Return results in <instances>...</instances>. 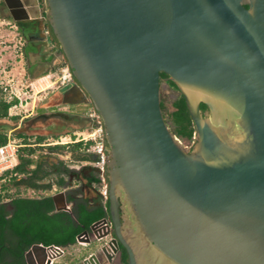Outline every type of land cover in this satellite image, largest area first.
Returning <instances> with one entry per match:
<instances>
[{
    "label": "water",
    "instance_id": "water-1",
    "mask_svg": "<svg viewBox=\"0 0 264 264\" xmlns=\"http://www.w3.org/2000/svg\"><path fill=\"white\" fill-rule=\"evenodd\" d=\"M42 4L102 127L111 225L76 235L94 250L80 264H112L120 246L126 264H264V0ZM160 72L191 117L189 148L164 118Z\"/></svg>",
    "mask_w": 264,
    "mask_h": 264
},
{
    "label": "flooded vegetation",
    "instance_id": "flooded-vegetation-1",
    "mask_svg": "<svg viewBox=\"0 0 264 264\" xmlns=\"http://www.w3.org/2000/svg\"><path fill=\"white\" fill-rule=\"evenodd\" d=\"M35 1L38 4V0H28V3L29 5H31L35 3ZM0 4L3 5V1H1ZM10 15L12 16L11 11ZM29 18H32L33 20H29ZM42 20L45 21L43 11L39 14V17L34 16L28 17L26 19L20 18L17 21L24 34L23 53L26 59L27 69L31 74L33 72L45 71L46 69L54 68L56 64L55 62L57 59V53H61L51 35L49 33L45 35V33L41 32L40 25H37V23L39 21L41 23ZM43 25L46 26L45 24ZM48 42H52L53 44L50 48L47 47ZM165 77L166 74L160 72V86L162 83H164L170 89L173 86V90L176 93H170L171 101L173 102L180 99L182 97L181 93L176 89V87L170 80L165 81ZM49 94L50 97H48L47 101L44 103L41 109H39V111L32 117L22 121L24 122L23 125L20 124L21 126L18 125L17 127L23 129L25 128V133V131L30 130L32 126L34 127L37 125H41L43 133H41L40 136H43L42 140L47 141L35 143L37 145H40L42 149H44L43 154L39 159L48 166L47 169H50L52 171L47 172V175H49L50 173H55L57 174L56 177H54L55 181H60V179L63 178V181H65V183H69L68 187L70 189L64 192L65 198H67L68 195H71L73 197H80L78 195L79 190H82L85 195L86 193L87 195H89L90 192H94L97 189L96 183L93 186L86 184V182H81V185L79 184V186H73L71 183L76 179H80L81 181H88V178L91 175L97 177L98 169L90 162L95 158V155L82 149L80 147L82 143L79 140L67 141L65 143H62L63 146H58L57 144L59 143L52 140L49 141L48 139L49 136L59 137L62 134L67 135L73 139L75 132H88L90 130V127L94 124L93 118L88 114V112L91 111L93 107L85 92L74 81L72 77H68L63 81H60V84L57 85L53 90H51ZM80 104H82V106L86 105L87 108L83 111H79L78 109ZM25 122H33L34 124L26 128L27 125ZM75 143L80 144L75 146V149L73 148L67 150L70 146H74ZM66 151H71V154L73 153L75 160L70 159V163H64V161H62V159L58 157V155L60 154H65ZM81 161H85L86 163L81 164ZM70 164H76V166H78L79 164L80 167H72V165ZM47 175L45 177H47ZM0 205H3L5 211L9 210V202H3ZM31 239L32 237L30 233H23L21 236L17 237V239H14L13 237L11 238V235H9V231H5V235L0 232V251H2V249L14 251V248L16 247L22 252L21 259L23 264H28V262L29 264H48L46 263V259L44 261L42 260V252L38 248H36L37 258L35 261L30 262L24 256V253L28 249H30L33 243H35H31ZM36 243L41 244L42 242ZM124 254L125 251L120 246L119 251L112 257V264H126V256H124ZM5 255H1L0 253V264L5 261H9L12 264H15L16 258L13 257L11 253Z\"/></svg>",
    "mask_w": 264,
    "mask_h": 264
},
{
    "label": "rangeland",
    "instance_id": "rangeland-1",
    "mask_svg": "<svg viewBox=\"0 0 264 264\" xmlns=\"http://www.w3.org/2000/svg\"><path fill=\"white\" fill-rule=\"evenodd\" d=\"M1 1H3L4 4H0V98L5 100H12L15 98L16 102L11 104V106L8 108V115L4 118H0V123L4 124L0 126V133L10 132L12 137L20 139L19 141L21 142H27L26 145H30L34 149L32 154L29 156L33 160H37L41 157L44 150L41 146L35 144L37 141V136H40V134L43 133L41 125L33 127V122H25L27 125L26 128L32 126L30 130H26L25 133V128H18L17 126H21L20 124L23 125L24 122L22 121L32 117L39 111V109H41L48 97H50L49 93L51 90H53L57 85L60 84V81H62V73H64L63 69L67 68L68 72V67L62 53H57V59L54 68L46 69L45 71L33 72L31 74L27 69L26 59L23 53L24 34L17 21L20 18L26 19L31 16L39 17V14L43 11L42 0H38V4H36L34 8H31V6L28 5L27 0H0V3ZM10 11L12 12V16L10 15ZM29 20L33 19L29 18ZM38 24L40 25L41 32L47 35L48 29L43 25L45 24V21L42 20L41 23L39 21L37 25ZM52 45V42H48L47 47L50 48ZM173 89V86L170 89L164 83H162L159 87L160 99L165 106L162 111L173 136L179 141V143L182 144L183 147H185L189 144L190 140L181 138L175 132V127L170 117V113L173 110L170 93H176ZM86 108V105L82 106V104H80L78 110L83 111ZM17 132L23 134L18 135ZM57 138L58 137L56 136H49L48 140L56 141ZM44 141L47 140H42V142ZM80 147L82 148V145H80ZM73 148L75 149L76 147L70 146L67 150ZM18 152L26 153L27 155L26 150L19 148ZM69 152L66 151L65 154H60L58 157L62 159L64 163H70L69 160H75V157L73 156V153L71 154V151ZM72 167L79 168L80 165L78 164V166H76V164H74ZM47 172L52 171L48 169ZM56 175L57 174L55 173H50L41 181H43V183L55 181L54 177H56ZM72 182L76 183V181ZM4 183L5 187L3 189L0 188V194L2 195L0 199L10 198L19 194H34L31 190H29L27 187H24L23 185L15 186L13 185L12 181H7ZM36 193L38 194V192ZM76 245L83 246L77 242ZM62 259L63 257L59 260L61 261Z\"/></svg>",
    "mask_w": 264,
    "mask_h": 264
},
{
    "label": "trees",
    "instance_id": "trees-1",
    "mask_svg": "<svg viewBox=\"0 0 264 264\" xmlns=\"http://www.w3.org/2000/svg\"><path fill=\"white\" fill-rule=\"evenodd\" d=\"M16 99L12 100H5L0 98V118H4L8 115V108L11 104L15 103ZM173 110L170 113V117L175 127V132L184 139L190 140L192 138L194 127L191 120L190 115L186 109L183 97L178 100L172 102ZM161 109L165 108L163 102H160ZM200 107L203 109L205 108V104L201 103ZM4 124L0 123V126ZM18 135L23 133L17 132ZM43 137L37 136L36 143L42 142ZM6 141V134L0 133V144ZM23 146L19 147L22 150L27 151L26 153H19L18 161L16 165L13 167L12 174L8 181H12L13 185L19 186L23 185L27 188H34V189H50L53 183H57L58 185H62L65 183L63 178L60 181H48L43 183L41 181L47 175V165H45L40 159L33 160L29 155L32 154L34 151L33 147L30 145H26L27 142H23ZM80 144V143H78ZM78 144L75 143L74 146ZM58 146H63L62 144H57ZM40 146V145H39ZM35 162V163H33ZM99 178L96 176L92 177L91 182H99ZM7 182V181H6ZM5 183H1L0 188H4ZM1 192V191H0ZM2 195L0 194V197ZM49 198L47 197V200ZM1 200V199H0ZM12 202L16 205L13 221L11 222L10 217L8 216V212L4 210L3 205H0V232L3 234L5 231L13 230L14 227H17V231L19 232V236L23 233H26V227L29 226L28 223L34 219L35 211L39 210L40 207L33 204L32 200L25 197H12ZM50 200V199H49ZM70 200L75 202L74 212L76 215V219L78 223L73 226V221L70 219L68 213H65V220H66V227H65V241L59 242L58 244L66 245L68 243H73L76 241L75 236L81 232L82 230L89 229V226L92 222L108 216V199L106 200V208L101 203H95V201H90L86 198H81L80 200L71 198ZM45 206V205H44ZM47 209H51V204L48 202L45 206ZM37 215V213H36ZM49 221H51V216H48ZM71 221V222H70ZM28 222V223H27ZM31 226V225H30ZM2 254H9L11 253L13 257L17 258L20 262L17 264H23L21 259V250H7L2 249L0 251ZM125 256V254H124Z\"/></svg>",
    "mask_w": 264,
    "mask_h": 264
},
{
    "label": "crops",
    "instance_id": "crops-1",
    "mask_svg": "<svg viewBox=\"0 0 264 264\" xmlns=\"http://www.w3.org/2000/svg\"><path fill=\"white\" fill-rule=\"evenodd\" d=\"M28 3V0H27ZM37 4L35 3L31 4V8H34V6ZM29 5V3H28ZM33 17V16H31ZM91 162V161H90ZM85 161H81V164H85ZM93 175H91L87 180L81 181L80 179H76V183L72 182L71 184L73 186H79L81 185V182H86V184L93 186L95 182H90L92 180ZM69 183H64L62 185L52 184L50 189H34V188H28L31 190L34 194L24 195L19 194L15 195L13 197H25L32 200L33 204L36 206H39L40 209L35 211V216H33L32 222L30 221L28 223L29 226L26 228V233H30L32 239L30 240L31 243L33 242H42L44 245L49 244H58L59 242L65 241V227H66V220H65V213H68L70 219L73 221V226H75L78 221L76 219V215L74 212V206L75 202L70 200L71 198L80 200L81 198H86L90 201H95V203H101L104 204L103 199L101 198L98 190L96 189L94 192H90L89 195L84 194L82 190H79V196L80 197H73L71 195H68L67 198L64 196V192L69 190L68 187ZM38 192V194L36 193ZM85 195V196H84ZM47 197L50 199L47 200ZM12 197L10 198H4L0 200V204L3 202H9V210L8 216L10 217L11 222L13 221L14 212L16 205L12 202ZM50 202L51 209H46V204ZM45 205V206H44ZM65 205V208H62V206ZM37 213V215H36ZM51 216V221H49L48 216ZM71 222V221H70ZM31 225V226H30ZM5 235V233H3ZM9 235H11V238L14 239L19 237V232L17 231V227H14L13 230H9ZM76 239V236H75ZM108 237L101 239L98 242V244L103 243L106 241ZM64 247L65 252L61 255L55 258L53 264H80L82 259L87 257L90 253H92L94 250L92 248L87 247L88 245L84 246H77L76 241L73 243H68L66 245H61ZM76 247V248H75ZM14 250H18V248H14ZM5 255V254H3ZM6 256V255H5ZM63 259L60 261L59 259ZM30 262L34 261V259L29 256L26 257ZM20 262L17 258L15 259V264ZM2 264H12L11 262H3Z\"/></svg>",
    "mask_w": 264,
    "mask_h": 264
},
{
    "label": "built area",
    "instance_id": "built-area-1",
    "mask_svg": "<svg viewBox=\"0 0 264 264\" xmlns=\"http://www.w3.org/2000/svg\"><path fill=\"white\" fill-rule=\"evenodd\" d=\"M47 32V31H46ZM64 73H62V81L68 77H71L69 70L67 72V68L63 69ZM88 114L93 118L94 124L90 127V130L86 133L75 132L73 139L66 135H60L55 142L62 144L67 141H81L82 149L89 153H93L95 158L91 161L93 165H95L98 169L97 177L99 178V182L96 183L97 190L104 201V208H106V200H107V191H106V181L104 179V158H105V148L103 142V134L102 127L100 123V119L95 112V110L91 109ZM6 134V141L0 144V187L2 182H6L10 179L12 174L13 167L16 165L18 161V149L19 147L25 145L23 142L19 141L20 139H16L10 135V132ZM81 134V135H79ZM194 142V132L192 138L189 141V144L185 147L189 148ZM107 220L102 222L99 227H109L111 225L107 216H105ZM89 236L85 234H81L76 242L81 245H86V240ZM52 248L48 250L46 261L49 259L48 264H53L56 257L61 256L64 253V247L57 244H52Z\"/></svg>",
    "mask_w": 264,
    "mask_h": 264
}]
</instances>
